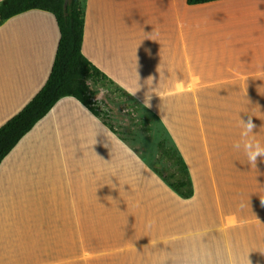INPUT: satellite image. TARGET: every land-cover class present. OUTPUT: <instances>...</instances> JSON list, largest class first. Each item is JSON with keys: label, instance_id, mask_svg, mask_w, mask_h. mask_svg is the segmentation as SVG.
<instances>
[{"label": "crops", "instance_id": "crops-1", "mask_svg": "<svg viewBox=\"0 0 264 264\" xmlns=\"http://www.w3.org/2000/svg\"><path fill=\"white\" fill-rule=\"evenodd\" d=\"M60 37L42 10L0 25V127L46 85ZM82 52L139 89L194 194L160 177L98 93L117 132L65 96L0 164V264H264V158L234 147L249 115L264 146V0H86Z\"/></svg>", "mask_w": 264, "mask_h": 264}, {"label": "trees", "instance_id": "trees-1", "mask_svg": "<svg viewBox=\"0 0 264 264\" xmlns=\"http://www.w3.org/2000/svg\"><path fill=\"white\" fill-rule=\"evenodd\" d=\"M189 4H202L215 0H187ZM86 0H1L0 25L6 20L30 11L42 10L54 15L60 30L55 61L46 85L13 118L0 127V164L22 137L65 96H72L96 116L101 117L111 130L109 110L103 109L96 99L94 85L107 80V75L95 66L82 52ZM160 157L170 168L165 173L155 171L180 196L194 194L188 166L178 148L168 137L158 142Z\"/></svg>", "mask_w": 264, "mask_h": 264}, {"label": "rangeland", "instance_id": "rangeland-1", "mask_svg": "<svg viewBox=\"0 0 264 264\" xmlns=\"http://www.w3.org/2000/svg\"><path fill=\"white\" fill-rule=\"evenodd\" d=\"M95 89L114 115L120 134L149 164L166 173L170 165L160 157L157 144L167 133L157 119L137 100L109 82L103 81Z\"/></svg>", "mask_w": 264, "mask_h": 264}, {"label": "clouds", "instance_id": "clouds-1", "mask_svg": "<svg viewBox=\"0 0 264 264\" xmlns=\"http://www.w3.org/2000/svg\"><path fill=\"white\" fill-rule=\"evenodd\" d=\"M128 91L131 96H135L139 89H136L135 91L129 89ZM150 100L151 95L147 94L144 102L145 107H151ZM241 127V139L234 145V147L236 149H239L242 145L243 150L248 158L249 165L256 166L258 159L264 158V146H262L258 141L254 139L253 136L250 135L254 132V129L256 128V125L252 119V115H249L248 120L246 122L244 120L241 121ZM261 204L264 205V199H261ZM233 264H243V261H234ZM248 264H251L249 258Z\"/></svg>", "mask_w": 264, "mask_h": 264}]
</instances>
